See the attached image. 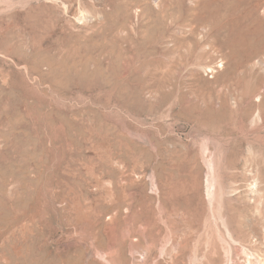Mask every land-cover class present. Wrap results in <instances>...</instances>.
Instances as JSON below:
<instances>
[{"label":"rangeland","instance_id":"obj_1","mask_svg":"<svg viewBox=\"0 0 264 264\" xmlns=\"http://www.w3.org/2000/svg\"><path fill=\"white\" fill-rule=\"evenodd\" d=\"M0 264H264V0H0Z\"/></svg>","mask_w":264,"mask_h":264}]
</instances>
